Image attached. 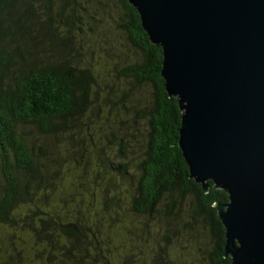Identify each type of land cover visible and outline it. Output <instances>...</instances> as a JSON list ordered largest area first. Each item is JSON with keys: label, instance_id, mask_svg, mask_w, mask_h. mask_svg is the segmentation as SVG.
I'll return each mask as SVG.
<instances>
[{"label": "trees", "instance_id": "16d2710c", "mask_svg": "<svg viewBox=\"0 0 264 264\" xmlns=\"http://www.w3.org/2000/svg\"><path fill=\"white\" fill-rule=\"evenodd\" d=\"M104 24L130 57L103 71ZM161 63L126 0H0V264H231L227 195L189 179ZM197 225L206 248L181 260Z\"/></svg>", "mask_w": 264, "mask_h": 264}, {"label": "water", "instance_id": "95a60500", "mask_svg": "<svg viewBox=\"0 0 264 264\" xmlns=\"http://www.w3.org/2000/svg\"><path fill=\"white\" fill-rule=\"evenodd\" d=\"M162 51L188 177L214 203L231 264H264V0H126Z\"/></svg>", "mask_w": 264, "mask_h": 264}, {"label": "rangeland", "instance_id": "374dc122", "mask_svg": "<svg viewBox=\"0 0 264 264\" xmlns=\"http://www.w3.org/2000/svg\"><path fill=\"white\" fill-rule=\"evenodd\" d=\"M88 41L91 42V47L94 45L101 47L100 51L92 48V56H88L90 59L88 63L92 67L99 66L103 71L105 69L111 70L113 65L118 63L121 66L130 57V51L124 47V35L116 30L113 24L100 26L98 30L92 32ZM109 75V78L113 79L111 72ZM94 154L93 152L92 155L94 156ZM207 241V235L199 225L189 232L185 230L181 231L179 242L175 246L176 254L181 256V260L197 262L200 260L201 255L199 250L206 248ZM201 245L204 246L201 247Z\"/></svg>", "mask_w": 264, "mask_h": 264}]
</instances>
